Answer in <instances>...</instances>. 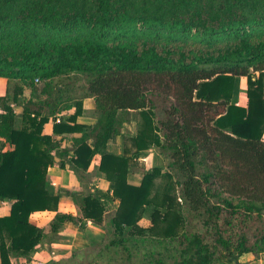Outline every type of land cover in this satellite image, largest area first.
I'll list each match as a JSON object with an SVG mask.
<instances>
[{
    "label": "trees",
    "instance_id": "trees-1",
    "mask_svg": "<svg viewBox=\"0 0 264 264\" xmlns=\"http://www.w3.org/2000/svg\"><path fill=\"white\" fill-rule=\"evenodd\" d=\"M74 72L89 76L78 99L53 86ZM237 77L246 79V107L236 105ZM0 78L6 79L0 138L11 146L0 148V201L11 203L0 217V264L30 257L51 233L30 221L59 203L61 193L49 190L46 169L67 163L82 180L95 155L107 189L91 186L67 195L78 198L81 222L98 225L108 201L116 202L108 221L114 238L107 245L121 247L127 257L139 243L146 247L135 233L143 231L139 215L151 203L157 178L166 180L160 207L170 211L178 197L183 210L203 211L207 224L213 217L237 220L235 256L213 221L229 260L252 253L248 231L264 249V0H0ZM37 79L45 83V98L33 109ZM149 93L170 105L155 112ZM88 97L98 118L79 124L80 100ZM72 100L74 113L53 124L54 134L80 133L69 153L43 126ZM13 106L22 109L20 128ZM131 114L138 118L136 130L124 133ZM115 136H122V155L108 150ZM151 148L167 161L166 169L150 167L138 185L129 183L134 160ZM58 219L75 220L62 214ZM155 227L151 219L148 230ZM154 236H161L148 239L150 255H159L155 264H167L162 251L171 249V264L212 263L198 233Z\"/></svg>",
    "mask_w": 264,
    "mask_h": 264
},
{
    "label": "rangeland",
    "instance_id": "rangeland-1",
    "mask_svg": "<svg viewBox=\"0 0 264 264\" xmlns=\"http://www.w3.org/2000/svg\"><path fill=\"white\" fill-rule=\"evenodd\" d=\"M89 79V76L82 73H70L69 76L62 77V78H56L53 82V86H58L61 88V92L63 95L69 94L76 97L77 99L82 96L84 93V90L87 85V81ZM236 87L238 89L237 97H236V103L239 100H241L243 96H245V89H246V80L244 77H237L236 78ZM35 84L37 87V93L39 97L37 99L34 98V104L30 105V108L35 109L36 106L38 108L39 105H41L43 102H40L42 98H45V96L41 93V91L45 88V83L42 80H35ZM150 101L153 104L154 107H156V111H163L166 107H168L171 103L170 99H166L163 96L149 93ZM28 97V94L26 95ZM74 104L76 101L73 102ZM64 106V105H62ZM96 108V107H95ZM46 109V108H45ZM47 110V109H46ZM45 110V111H46ZM119 118H124L125 114L123 112H119L118 114ZM129 118L128 122H126L125 125H123L122 130L124 133H130L131 131H135V128L137 126L138 118L136 115L131 114L126 116ZM136 125V126H135ZM122 139V137H121ZM123 141V139H122ZM153 151L150 152L149 155L151 158L154 157L157 160L151 161L150 158L147 159V168L150 169L151 167H161L163 170L166 168L167 161L160 156L158 149L153 148ZM157 151V153L155 152ZM161 158H158L159 156ZM152 162V163H151ZM136 164L133 167L135 171L143 172L145 163L139 161L135 162ZM198 172H201L203 170V167L197 166ZM134 173V172H133ZM140 174L141 177V173ZM132 180L130 182H135V176L132 174H129ZM94 173L91 175L84 177L83 180H80L79 187L77 189H61V195L60 198L63 197H70L72 200V204H69L68 206H74V212L72 213L70 210L65 211L62 210L61 212L58 211V206L56 211H58L51 220H44L47 225V230H51V228L58 227L62 228V222L59 221L58 215H71L74 216L75 220L70 221L71 224L70 228L72 229V233L70 234L69 231H65L62 234H59L57 237H54L56 240V246L53 247V254H50L52 252L51 248L44 249V251L37 249V256L32 253L31 257H27L26 261L23 264H35L32 260L37 261V263H44V264H155V260L159 258L158 254L150 255V249L152 248V242L148 239L152 238H160L161 236H154L159 234H164L168 232H176L180 233L182 231L185 232H191V233H198V235H201L203 238V241L209 245L210 250L212 251V263L211 264H235L236 262H233L229 260L230 257L235 256L236 253V246H237V233L239 232L238 227L236 226L237 220L235 218H230L231 224H227L226 220L216 219L215 217L212 218V221H210L208 224L205 221L206 214L202 212L197 213H190L186 210L182 209L181 201H179V198L177 197V201L171 200V210L168 211L165 209V207H160L163 198H164V183L166 180L164 178H157L155 179V184L151 189L150 199L151 203L148 205H145L143 209L140 212L138 224L137 226L142 229V233H135V237L137 240H147L144 245L146 247H143L141 243H139L138 249L134 248L132 251V256L127 257L126 254L122 252L121 247L116 249L114 246L107 245L110 240H112L114 237L113 235V229L109 225V219L112 217L115 206L109 205V210L107 211L104 220L101 224L96 227L97 224L94 226L95 228L100 229V233H95L92 230V227H87V221L81 222V220L78 218V211L76 210L78 198H72L71 196L67 195V192H73V191H81V190H89L91 189L89 184L90 182L94 181ZM138 177V176H137ZM78 179V178H77ZM83 181V182H82ZM138 181V178L136 182ZM85 182V183H84ZM94 187L96 186L93 185ZM178 196V194H177ZM59 198V202H60ZM174 199V198H173ZM216 200L211 199V202ZM58 204V203H57ZM59 205V204H58ZM63 209L67 208L66 204H62ZM68 213V214H66ZM72 213V214H71ZM178 216H182V220L177 219ZM46 215L43 214L42 217H37L38 219L43 218L45 219ZM165 217V218H162ZM162 218V219H161ZM151 219H154L156 222V227L154 229H149V226L151 225ZM215 220L216 225L219 226L220 234L222 237L226 240H229L230 243H232V252L233 256L228 255L223 251L221 246L217 242L218 235L217 233V226L213 222ZM69 222V221H68ZM75 224H77V227L81 229V231L87 230L88 236L84 237L81 235H77L75 233ZM95 224V223H93ZM63 229V228H62ZM74 231V232H73ZM136 232V231H135ZM251 231H248L247 234L248 240L246 241L248 247H252L253 251L252 254L255 256L263 257L264 260V249L261 250L263 247V244L260 242L257 243L251 236ZM145 235V236H143ZM72 236V238H70ZM67 238H70V241H67ZM134 238V237H129ZM132 241L128 242L130 245ZM108 246V247H107ZM110 246V247H109ZM48 251V252H47ZM146 251V254L144 255L143 252ZM35 252V251H34ZM163 252V259L165 260V263L171 264L173 257L172 253H174V249H171L170 251ZM171 256V257H170ZM37 259H36V258ZM32 259V260H30ZM238 260V259H237ZM247 262H239V264H246ZM21 264V263H20Z\"/></svg>",
    "mask_w": 264,
    "mask_h": 264
},
{
    "label": "crops",
    "instance_id": "crops-1",
    "mask_svg": "<svg viewBox=\"0 0 264 264\" xmlns=\"http://www.w3.org/2000/svg\"><path fill=\"white\" fill-rule=\"evenodd\" d=\"M5 92H6V79L5 78H0V96L4 95ZM245 92H246V89H245ZM27 94H29L28 90L25 91V96ZM245 96H246V94H245ZM245 96L241 97L242 98L241 100H239L240 98H238V101H237L236 105L246 107L247 98ZM27 98H29V95H28ZM92 100L93 99L89 98V97L80 100V101H82V110H81V114L78 115L77 118H76V122L77 123H79V124H92L98 118V111L95 108L94 101H92ZM73 102H74V100H72L70 102H67V104L70 105L69 109L65 108V105H67L66 103L62 104L64 106H62V105L60 106L61 111L58 113V116H56V117H58V120H56V119L53 120V118L50 117L48 122L43 126V133L47 134L49 136H52L54 139L60 140V148L64 149V150H68L69 153H71V151H72V149L74 147V139L78 138L80 136L79 135L80 133H76V134L75 133H69V134H61V135L60 134H54L53 133V124L55 122H58L60 117H62V116H66L67 117V116H69V115L74 113L75 104ZM13 107H14V111H15L16 116H17L16 127L20 128L21 127V112H22V109H21L20 106H13ZM125 124H126V122L124 123V125ZM135 130H136V128H135ZM134 132L135 131H131L130 133H134ZM121 137L122 136H115L113 139H111V141L108 144V150L109 151L114 152V153L119 154V155L123 154L124 144H123V141H122ZM263 140H264V136H263ZM0 148L2 150H9V149H11V146L8 143L4 142V140L2 138H0ZM152 149L153 148H151L148 151L144 152L141 155V157H139L138 159L134 160V163L137 162V161H139V164H140V162H144L145 163L144 170H148V168L146 166L148 164L147 163V159L150 158V160L152 162L157 160L156 158H154V157L151 158L149 156L151 154L150 152L153 151ZM155 152L157 153V151H155ZM160 156L158 158H161ZM97 167H98V155H95L93 157L92 161H91V164H90L89 168H87L88 169V173H86L84 175L88 176L89 174L91 175L92 173H94V175H95L94 181L88 183L89 186L91 187V186L95 185V182H96L97 188H100V189L105 191L107 189V182L103 178L98 177V175L96 173V171H97L96 168ZM150 167H151V165H150ZM46 170H47V183H48V188H49L50 191H54V192H59L60 193L61 189L62 190H64V189H77L79 187L78 185H79L80 180L77 179L75 174L69 170L67 163H65V167H58L56 165V166H53V167H49ZM138 173H141V172H138V171L129 172V174H132L136 178H135V182H130V180H132L133 178H131L129 176V174H128L127 175V181L129 183H131V184L138 185L140 183L141 177H142V174H141V177H140V174H138ZM137 178H138V181L136 182ZM108 203H109L110 206L111 205L112 206L116 205V202H113V201H108ZM9 204H11L9 201H6V200L0 201V217H3V216H5V215H7L9 213V210H10V205ZM58 204H59L58 205V211L59 212H61L62 210H64V212L65 211H69V210L72 213L74 212V206H68L69 204H72V200H71L70 197H68V196L67 197H63L62 196L60 198V202ZM62 204H66L67 208L63 209L64 206H62ZM58 211H56V210L55 211H48V210L37 211V212L33 213L30 216V221L33 222L36 226L41 227L43 229L45 228L46 229V233L47 232H51L48 235V237H45V239H43V241L38 246H36L35 252H34V254L36 256H37V249H40V250L44 251V249L51 248L52 252H50V254H53V252H55V251H53V247H54V245L56 246L55 242L58 241L54 237H57L59 234H62V233H64L67 230L69 231L70 234L72 233V229L70 228V225H68V223L71 224L70 221L69 222L68 221L62 222L63 224L61 226H62L63 229L57 227L56 231L47 230V228L45 226V225H47V222L44 223L45 222L44 220H51L53 218V216ZM43 214L46 215L45 219L40 218V219H38L39 221L37 222V217H42ZM66 214H68V213H66ZM75 225H76L75 226V233H77V235L79 234V235L83 236L85 234L84 237L89 235L87 233L88 229L84 233V231H81V229H79V227H77V224H75ZM95 225L96 224H93V222L87 221V225L86 226L89 227V228L92 227L93 232L100 233V229L99 228H101V227H99L98 224H97L96 227H99V228H95L94 227ZM70 238H72V236ZM70 238H67V241H70ZM5 240L8 243V240L7 239H5ZM11 259L13 260L14 264H20V263L23 264L26 261V258H13L12 257ZM30 260H32V259H30ZM32 261L35 264H44V263H37V261H34V260H32ZM238 262H241V263L247 262L246 264H264L263 257H261V256L257 257V256H255L252 253L242 254L238 258Z\"/></svg>",
    "mask_w": 264,
    "mask_h": 264
},
{
    "label": "water",
    "instance_id": "water-1",
    "mask_svg": "<svg viewBox=\"0 0 264 264\" xmlns=\"http://www.w3.org/2000/svg\"><path fill=\"white\" fill-rule=\"evenodd\" d=\"M235 264H239V262L237 261Z\"/></svg>",
    "mask_w": 264,
    "mask_h": 264
},
{
    "label": "built area",
    "instance_id": "built-area-1",
    "mask_svg": "<svg viewBox=\"0 0 264 264\" xmlns=\"http://www.w3.org/2000/svg\"><path fill=\"white\" fill-rule=\"evenodd\" d=\"M55 119L58 120V117H56Z\"/></svg>",
    "mask_w": 264,
    "mask_h": 264
}]
</instances>
